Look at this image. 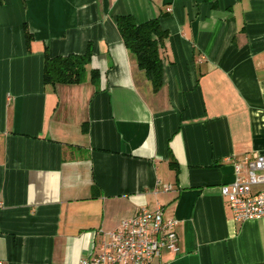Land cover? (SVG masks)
I'll return each mask as SVG.
<instances>
[{
  "label": "crops",
  "instance_id": "1",
  "mask_svg": "<svg viewBox=\"0 0 264 264\" xmlns=\"http://www.w3.org/2000/svg\"><path fill=\"white\" fill-rule=\"evenodd\" d=\"M119 16L167 31L159 92ZM87 45L83 82L44 85L45 52ZM258 155L264 0H0V264H78L158 206L179 252L151 264H264V218L235 222L220 194Z\"/></svg>",
  "mask_w": 264,
  "mask_h": 264
},
{
  "label": "built area",
  "instance_id": "2",
  "mask_svg": "<svg viewBox=\"0 0 264 264\" xmlns=\"http://www.w3.org/2000/svg\"><path fill=\"white\" fill-rule=\"evenodd\" d=\"M235 222L264 218V156L236 166V179L220 189ZM162 208H141L113 230H99L98 248L78 264H151L163 253L178 254L176 222L165 219Z\"/></svg>",
  "mask_w": 264,
  "mask_h": 264
},
{
  "label": "trees",
  "instance_id": "3",
  "mask_svg": "<svg viewBox=\"0 0 264 264\" xmlns=\"http://www.w3.org/2000/svg\"><path fill=\"white\" fill-rule=\"evenodd\" d=\"M117 31L119 32L125 48L135 57L138 68L144 72L151 83L152 90L157 93L163 87V48L168 38V33L163 29L158 19H152L137 24L131 16L116 18ZM27 47L33 36L25 33ZM85 53L67 56L50 57L44 53L43 83L54 88L56 85H77L84 81L87 67L90 63L92 50L87 45ZM91 79L97 78L96 70H91ZM82 126V131H86ZM174 167L175 162H171Z\"/></svg>",
  "mask_w": 264,
  "mask_h": 264
},
{
  "label": "rangeland",
  "instance_id": "4",
  "mask_svg": "<svg viewBox=\"0 0 264 264\" xmlns=\"http://www.w3.org/2000/svg\"><path fill=\"white\" fill-rule=\"evenodd\" d=\"M87 73V72H86ZM85 76H86V74H85Z\"/></svg>",
  "mask_w": 264,
  "mask_h": 264
}]
</instances>
